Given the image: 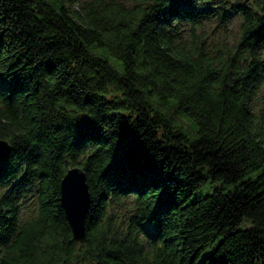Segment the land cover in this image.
Listing matches in <instances>:
<instances>
[{"label": "trees", "instance_id": "1", "mask_svg": "<svg viewBox=\"0 0 264 264\" xmlns=\"http://www.w3.org/2000/svg\"><path fill=\"white\" fill-rule=\"evenodd\" d=\"M0 139V264H264V0H0Z\"/></svg>", "mask_w": 264, "mask_h": 264}, {"label": "water", "instance_id": "2", "mask_svg": "<svg viewBox=\"0 0 264 264\" xmlns=\"http://www.w3.org/2000/svg\"><path fill=\"white\" fill-rule=\"evenodd\" d=\"M11 150L10 144L0 139V159L5 158ZM61 204L70 224L72 237L78 242H85V221L90 205V192L85 172L79 166L70 167L61 183Z\"/></svg>", "mask_w": 264, "mask_h": 264}, {"label": "rangeland", "instance_id": "3", "mask_svg": "<svg viewBox=\"0 0 264 264\" xmlns=\"http://www.w3.org/2000/svg\"><path fill=\"white\" fill-rule=\"evenodd\" d=\"M84 0H78V4L83 3ZM129 3V2H128ZM76 7L79 6L75 4ZM241 16L238 13H234L231 16V19L226 23V25L220 26L216 20H209L201 27H194L187 23H179V29L187 32H191L193 29L198 33L204 35L207 38L208 42L211 43H224L228 46H231L235 43V39L239 34V29L241 25ZM190 37V36H188Z\"/></svg>", "mask_w": 264, "mask_h": 264}]
</instances>
